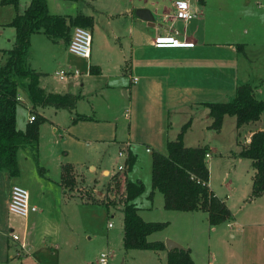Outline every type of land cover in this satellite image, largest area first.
Here are the masks:
<instances>
[{"label": "rangeland", "instance_id": "1", "mask_svg": "<svg viewBox=\"0 0 264 264\" xmlns=\"http://www.w3.org/2000/svg\"><path fill=\"white\" fill-rule=\"evenodd\" d=\"M44 1L49 12L58 15H74L79 11H84L86 3L89 2V0ZM125 1L95 0L92 4L96 9L108 13L115 10L113 3H121L124 8L123 2ZM28 3L29 0H18L17 11L21 13ZM13 14L14 10L11 6H0V50L9 48L7 40L14 36L13 29L6 26ZM109 22L110 24H105L103 32L108 33L111 28H115V25L120 27L113 20ZM40 35L31 43V64L42 68V72L49 80L59 81L60 78L63 82L69 81L71 76L65 71L70 68L79 74V77L74 78L78 81L77 83L83 81L89 86L88 82L94 81V78L84 77L87 72L85 59L64 53L60 47L49 46L51 50L45 51L41 44L45 38L43 34ZM96 36V32L92 34L93 54L96 53L95 44L98 42ZM112 58L113 61L104 63L102 67L104 73L106 70H111L110 77L101 78L102 80L98 83L106 82L110 86H114V83H122L127 86L128 79L120 74L121 69L123 70V63L115 57ZM59 70H62L64 75L58 78L55 72ZM24 83V80H19L17 88L18 94L25 101L16 106L15 120L19 129H23L28 121L30 107ZM251 84L255 86L257 96L260 98L263 87L259 86V83ZM87 86L83 91L86 98L78 100L75 111L77 114L93 117L96 121L87 123L78 120L75 124L69 120L67 111L54 112L51 108L43 111L37 109V113L43 114L46 118V121L38 128V166L41 170L37 171L35 164L27 154L23 150H18L16 156L18 175L9 177L6 172L0 171V264H32L33 259L37 260L38 264L40 262L44 264H96L95 260L99 253L105 250L106 238L114 245L121 240L118 232L122 225V205L118 201L124 195L123 175L131 182H141L143 186L142 193L135 198L136 200L134 199V202L148 203L147 196L153 189L152 166L151 155L144 153L146 148L144 143H147V137H153V139L157 137L153 130L157 127V122L147 118L150 110H147L145 106L155 108L158 105L156 103L144 105L139 100H134L133 107L137 113V119L134 121L130 112L129 100L122 93L123 89L115 86V88H105L90 95L92 91ZM203 95L201 94L198 98ZM155 99L159 100V98ZM164 101L171 102L168 99ZM125 113L129 118L124 117ZM193 114L194 112H191V117ZM196 116L197 118L193 117L192 130L188 128L182 136L183 144L188 147L205 145L215 148L216 153L210 154L205 160L211 173L212 188L219 194L220 199H224V195L228 194L229 204L233 208L232 212L237 214L242 224L248 225L255 222L249 215L243 221L241 220L243 215L250 211V206H245L240 195L249 182L251 169L250 161L247 159L240 160L238 166L235 164L236 157L233 153L236 145L233 119L229 117L227 121L230 122H227L222 132L218 134L203 127L206 121L198 114V111ZM262 116L264 117V113ZM174 117L170 120L175 127L172 126L171 131L168 130L170 138L173 139L174 137H171L173 131L179 132L182 125L189 120V115L186 120H177ZM260 123H263V118ZM53 128H55L54 131ZM129 129L132 140L136 143L131 147L134 162L129 170L124 169L123 172L118 171L117 167H124L126 147L122 143H114L112 137L115 136L116 141L126 140ZM93 138L99 141L93 142ZM118 150L124 151L122 152L123 158L117 156ZM66 165L70 166L72 172L73 184L70 187L60 183L61 167ZM233 166L235 171H233ZM102 170H107L109 176L103 175ZM114 173L118 177H111ZM223 179L229 183L226 182L227 186L224 185ZM114 181L118 183L117 189H113ZM13 185L24 188L28 192L29 204L38 207L37 212L28 218L24 219L7 211L9 191ZM160 198V194H156L154 206L145 214L147 216L145 218H149L148 220L152 222L172 220L170 215L173 212L165 211L158 205ZM110 201L115 205L108 203ZM106 204H108L107 209ZM108 224L110 227H107ZM197 225H200V222ZM174 227L175 224L172 221L170 228L154 234L153 237H161L164 234L172 235ZM10 230L18 236L24 234L27 243L25 251H14L13 244L10 243L8 237ZM248 232L247 237L241 240L247 238L252 242L258 241L259 230L254 228ZM200 234L199 230L197 240L200 239ZM196 239L191 245L195 244ZM35 246H40V248L32 249ZM31 252L34 254L29 256ZM153 254L156 253L139 250L125 251L121 245L115 256L108 258V264H165L166 259ZM192 257L196 264H203L204 257L200 259L201 261L194 257V253Z\"/></svg>", "mask_w": 264, "mask_h": 264}, {"label": "crops", "instance_id": "2", "mask_svg": "<svg viewBox=\"0 0 264 264\" xmlns=\"http://www.w3.org/2000/svg\"><path fill=\"white\" fill-rule=\"evenodd\" d=\"M93 1L95 0H89L86 3V9L74 15L53 14L49 12L47 7L48 14L51 16L74 17L77 14H81L92 19V27L88 29L91 35L90 55L88 60H86L87 72L84 74L86 79L94 78V81L88 82L89 86L83 83V81L77 83L78 81L74 78L79 77V74L75 75L74 71L70 68H67V71H65L67 75L71 76L70 80L63 82V79H60L57 75L55 76L59 78V81L49 80L46 74L42 72V68L31 64V43L34 42V38L41 36L40 33L30 37L28 65L40 75L39 86L48 93H70L83 99L86 98V94H83L86 86L90 87V91H92L90 95L105 88L120 87L123 89L122 93L124 96H127L129 100L131 106L130 112L131 116L134 117V121L137 119V113L133 107L134 100H139L144 105L148 103L154 105L156 103L158 106L155 108L145 106L147 110H150L147 118L157 122V127L153 129L157 137L154 139L153 137H147V143H144L146 145L144 153L151 155V166L153 152L158 151L163 153L165 143L174 140L178 134V132L173 131L171 137H174V139L169 136L168 130L171 131L172 126H174L170 120L173 116L177 120H186L189 115V130H192L194 125L193 117L197 118L196 114L198 111V114L204 117L206 121L203 127L208 129L211 120L208 118V110L204 105L226 102L233 96L235 88L240 84L253 86L255 98L264 101V0H204L203 6H199L196 0H181L186 1L194 13V17L185 22L177 20L173 16L174 2L179 0H126L123 2L124 8L121 3H113V9L115 10L108 13L96 9L92 4ZM138 9L148 10L152 21L146 22L137 18L135 12ZM110 20L118 23L120 27L115 25V28H111L108 33L103 32L105 24H110ZM95 32L97 33L98 42L95 44L96 53L93 54L92 34H95ZM158 35H169L190 41L193 43V47L187 49H157L152 43L153 39ZM13 38L7 40L9 48L0 50V64L4 62L6 58L4 52L11 48ZM44 38L45 41H41V44L45 51H50L49 46H53L60 47L62 52L68 53L66 50L67 45L62 42L52 43L45 36ZM112 57L119 59L123 63V70L121 69L120 74L128 79L129 83L127 86L122 83H114V86H110L106 82L98 83V81L102 80L101 78L104 79L106 77L108 79L110 77L111 70H106L104 73L102 67L104 63L113 61ZM89 66L96 67L98 70L97 74H89ZM132 79H135V81L133 82ZM251 83H259V86L263 87L260 98L257 96L255 86ZM25 85L26 81L23 85L24 88ZM201 94L204 95L198 98ZM155 98H159V100ZM21 99L22 103H24V99L22 97ZM164 99H168L171 102H165ZM76 105L72 111H67L69 113V120L71 121L77 115L85 116L84 114L76 113ZM37 109L35 113L42 116L46 121L43 114L37 113ZM44 109L41 110L43 111ZM56 111L60 110H54V112ZM91 112L93 111L91 110ZM191 112H194L192 117ZM150 114L151 116H149ZM86 117L89 118V120H85L87 123H92L95 120L93 117ZM124 117L129 118L127 113L124 114ZM229 117H223L221 127L218 131H215L216 133L222 132L223 127L227 122H230L227 121ZM230 118L233 119L235 128V119L234 117ZM262 118L263 123L261 124ZM15 127L17 130L24 129H19L16 126V120ZM54 130L55 128H53ZM256 131L264 132V117L262 115L255 123L244 125L239 129L235 128L236 150L233 155L236 157V166L240 164V160H243L237 157L240 147L246 146L249 143L250 135ZM92 141L98 142L99 140L93 138ZM112 141L117 144L122 143L126 147V156L123 159L124 167L121 166L123 167L121 171L124 172V169H126V158L129 154L132 156L131 147L136 143L132 140L130 129L127 132L126 140L116 141L115 136H113ZM183 145L185 146V144ZM202 147L207 149V158H209L210 154L216 153L214 147L205 145L190 146V148ZM146 149L150 152H146ZM122 152L124 151L118 150L117 156L119 158H123V154L121 156L118 155V153ZM249 166L251 169L248 178L249 182L245 185V189L240 197L245 206H250V211L246 212L241 220L243 221L249 215L251 220L255 222L248 225L242 224L237 214L232 212L233 208L229 204L230 199L228 194L224 195V199H220L219 194L212 188L211 173L209 168H207L208 189L223 201L231 213L230 220L210 227L206 220V214L203 212L170 211L173 212L170 215L172 220H165L166 227L159 232L170 228L173 221L175 227L171 232L172 235L164 234L161 237L155 238L153 235L158 233L155 232L147 236V240L149 242H162L163 245L166 239L174 241L188 250L194 264L196 263L193 260L192 253H194L196 259L200 260L204 257L203 264H264V194L256 198H250L251 180L254 171L250 163ZM232 168L235 171V167L233 166ZM102 174L109 176L107 170H102ZM113 176L118 177L116 173L111 177ZM223 182L226 185L227 181L223 179ZM227 184L229 183L227 182ZM156 194L158 193L154 189L150 191L147 196V204H139V202L137 204L134 202L136 199L131 202L138 216L145 222H152L148 220L149 218H145L147 217L145 214L154 206ZM158 205L162 208L161 198L158 199ZM34 206L38 210V207ZM252 213L255 214L253 215ZM199 222L200 225H197ZM254 228L259 230L258 241L252 242L247 238L241 240L247 237L250 229ZM122 229L123 225H121L118 232L120 233L121 240L116 245L111 244L108 238L105 239V250L100 253H107L109 259L115 256L117 249L122 245ZM199 230L201 234L200 239L197 240L196 237ZM24 233L26 234V230H24ZM194 239H196V242L191 245ZM10 243L12 242L10 241ZM12 244L14 251H18L17 245L15 243ZM38 248L40 246H35L32 249ZM167 252L168 250L165 248L163 251L154 252L156 254L153 255L166 259ZM33 254L31 252L29 256ZM32 264H38V261L33 259ZM39 264L44 263L40 262Z\"/></svg>", "mask_w": 264, "mask_h": 264}, {"label": "trees", "instance_id": "3", "mask_svg": "<svg viewBox=\"0 0 264 264\" xmlns=\"http://www.w3.org/2000/svg\"><path fill=\"white\" fill-rule=\"evenodd\" d=\"M199 6L204 0H196ZM0 6H11L14 15L6 24L14 31V38L10 49L6 50L5 60L0 64V171L9 177L18 175L16 152L23 150L38 166V128L45 121L35 113L37 108H52L66 110L75 108L79 96L70 93L58 94L45 92L39 86V74L28 65V50L30 37L34 34H43L52 43L62 42L67 45L69 33L73 27L90 29L92 19L77 14L74 17L51 16L48 14L44 0H29L21 13L17 11L18 0H0ZM89 74H97L96 67L89 66ZM25 80V91L30 104L29 114L33 121L27 122L23 130L15 127V111L18 95V81ZM208 110L211 123L208 129L218 131L224 116L234 117L235 128L257 122L264 112V101L258 100L249 84H240L233 96L226 102L204 105ZM89 120L88 117L77 115L72 120ZM190 126V119L182 125L176 138L164 145V152H153L152 157V188L161 196L162 209L174 212L200 211L206 214L210 227L217 226L230 220L231 213L223 201L217 198L207 186L208 169L205 162L207 149L185 147L182 136ZM237 157L250 161L254 173L251 180L250 198L264 194V132H253L249 143L241 146ZM133 164V157L129 154L125 161L126 170ZM71 168L61 167L60 183L72 186ZM118 183L114 181V188ZM143 191L140 182H131L123 175V198L119 199L122 205V248L125 251H153L165 250L162 242H149L147 236L159 232L166 227L164 222L143 221L131 202ZM115 205L113 202H108ZM106 209L108 204L105 205ZM165 264H194L187 249L171 250L166 253Z\"/></svg>", "mask_w": 264, "mask_h": 264}, {"label": "built area", "instance_id": "4", "mask_svg": "<svg viewBox=\"0 0 264 264\" xmlns=\"http://www.w3.org/2000/svg\"><path fill=\"white\" fill-rule=\"evenodd\" d=\"M173 7V16L177 20L185 22L194 17V13L191 11L190 5L186 1H175ZM90 44L91 35L89 30L81 27H73L70 32L66 50L68 53L76 57L88 60L90 55ZM152 44L157 49H187L193 47L192 42L186 41L184 39H178L174 36L169 35L156 36L153 39ZM74 74L76 75L77 73L74 72ZM55 75H57L58 77H62L64 75V72L58 71L55 73ZM132 81L134 82L135 79H132ZM15 100L17 101V103H22V99L19 95H16ZM31 121H33V115L28 116L27 122ZM145 151L150 152L148 149H146ZM118 155L121 156L122 153H118ZM207 157L208 155L205 154V158ZM122 169L123 167H118V171H121ZM7 211L8 213L25 219L28 218L31 214L35 213L37 211V208L34 205L29 204L28 192L24 188L18 185H13L11 186L9 191ZM107 227H110V224H108ZM8 236L10 241L17 245L18 251L23 252L27 249L24 234H22V236H18L11 231ZM96 264H108V254L104 252L100 253L96 260Z\"/></svg>", "mask_w": 264, "mask_h": 264}, {"label": "water", "instance_id": "5", "mask_svg": "<svg viewBox=\"0 0 264 264\" xmlns=\"http://www.w3.org/2000/svg\"><path fill=\"white\" fill-rule=\"evenodd\" d=\"M135 15L140 20H143V21H146V22H151L152 21V17H151V15H150L148 10L138 9V10H136ZM164 246H165V248L168 251L184 249L181 245H179V244H177V243H175L174 241H171V240H165Z\"/></svg>", "mask_w": 264, "mask_h": 264}]
</instances>
